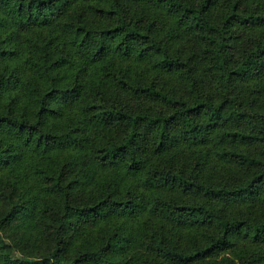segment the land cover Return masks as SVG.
I'll use <instances>...</instances> for the list:
<instances>
[{
  "label": "trees",
  "instance_id": "16d2710c",
  "mask_svg": "<svg viewBox=\"0 0 264 264\" xmlns=\"http://www.w3.org/2000/svg\"><path fill=\"white\" fill-rule=\"evenodd\" d=\"M0 264H264V0H0Z\"/></svg>",
  "mask_w": 264,
  "mask_h": 264
}]
</instances>
